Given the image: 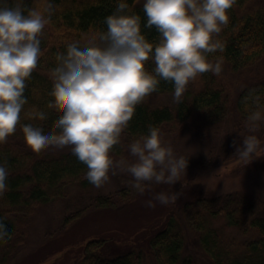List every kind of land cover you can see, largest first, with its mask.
Instances as JSON below:
<instances>
[{"label": "trees", "instance_id": "trees-1", "mask_svg": "<svg viewBox=\"0 0 264 264\" xmlns=\"http://www.w3.org/2000/svg\"><path fill=\"white\" fill-rule=\"evenodd\" d=\"M128 3L141 16L142 31L147 38L158 43L160 36L155 27H145L143 0L139 3L128 0ZM37 4L38 0H24L25 10ZM116 6L117 0H54L55 11L41 37L44 55L25 91L28 101L24 112L29 115L24 119H43L50 128L54 127L62 114L61 106L51 103L56 96L54 65L61 59L59 50L66 49L67 41L74 36L106 29L104 18ZM229 14L230 22L218 37L224 44L223 50L208 54L213 62H222V72L219 75L206 72L190 82L179 103L173 97L174 85L161 80L158 91L137 106L122 142L114 146L113 153L128 156L129 143L146 134L149 125L157 126L176 148L187 133L211 140L210 148L214 149L217 139L221 144L224 140L242 143L243 135L249 132L246 117L256 108L252 98L259 97L264 105V0H237ZM155 66L153 60L145 65L149 71H154ZM234 74L239 78L232 79L230 76ZM45 105L50 108L49 115H30L33 106ZM226 126L232 130H226L225 135L231 134L223 139L220 133ZM256 134L264 140V126ZM235 152V146H225L223 153L216 156L219 165L228 167L224 172L226 177L230 167H245L244 163L230 166L239 161ZM205 163L209 165L213 161ZM249 165L254 170L241 175L264 176V157L254 159ZM86 171L87 165L71 149L42 150L27 138L23 126H18L8 141L0 145V179L8 181V189L0 197V211L8 215L11 226V238L0 239V264H7L17 255L28 240L35 216L47 204L67 199L72 207L64 223L67 225L87 208H119L136 193L128 183H121L108 193L96 192V186L86 178ZM251 191L254 194L235 190L162 204V210H166L161 220L143 233L145 251L114 246L108 256L101 251L105 241L101 238L81 249L76 263L149 264L152 258L155 264H200L193 255L185 253L187 235L191 234L210 264H264V186L255 183ZM176 203L179 208L174 212ZM251 232L258 236L243 242L242 237Z\"/></svg>", "mask_w": 264, "mask_h": 264}, {"label": "clouds", "instance_id": "clouds-1", "mask_svg": "<svg viewBox=\"0 0 264 264\" xmlns=\"http://www.w3.org/2000/svg\"><path fill=\"white\" fill-rule=\"evenodd\" d=\"M236 3L143 0L145 27L158 31L156 43L142 31V18L128 0H117L115 10L104 18L106 29L74 36L66 49L59 50L61 59L54 65L56 96L51 103L59 104L62 114L50 128L46 120L24 119L29 115L24 106L28 81L44 55L41 37L55 11L54 0H38L36 7L27 10L24 0H0V145L23 126L27 138L42 150L70 147L87 165L86 178L98 188L117 169L131 174L132 187L140 193L153 182L174 185L181 181L189 156L178 155L157 126L149 125L146 134L129 143L134 162L117 160L114 146L122 142L137 106L158 91L161 80L174 85L173 97L179 103L190 82L206 72H222V62H213L208 54L223 50L218 37ZM149 60L156 64L154 71L145 67ZM252 99L256 108L246 117L249 134L242 143L233 141L235 156L245 165L264 152V140L256 134L264 126V105L259 97ZM41 114L49 115L50 108L32 107L30 115ZM7 189L8 181L0 179V197ZM177 196L161 191L146 205L168 204ZM10 233L9 217L0 211V239H10Z\"/></svg>", "mask_w": 264, "mask_h": 264}, {"label": "rangeland", "instance_id": "rangeland-1", "mask_svg": "<svg viewBox=\"0 0 264 264\" xmlns=\"http://www.w3.org/2000/svg\"><path fill=\"white\" fill-rule=\"evenodd\" d=\"M230 77L238 79L239 75L234 74ZM228 129L231 131L232 127L226 126L221 131L220 136L223 139L231 134L225 135L224 132ZM248 134L246 133L243 136ZM166 141L171 143L168 140ZM212 144L211 140L199 139L194 134L187 133L184 135L177 148L173 144L172 146L178 155L179 151L186 156L192 154V156H189L186 176H182L181 181H177L174 185L153 182L151 187L146 189L144 193L136 190L133 197L119 208H87L83 215L65 225L66 217L72 211V207L67 204V199H58L47 204L35 216L27 242L7 264H77L76 258L80 255L81 249L91 241L101 238L105 239L101 251L108 256L112 254L111 249L114 246L122 250L128 248L129 250L144 249L145 251L147 247L146 242L143 240L145 229L148 226L156 225L166 210V208L162 210V204L159 201L155 202V207L146 205V201L154 199L156 193L161 191L176 192L180 203L191 200L193 197L221 194L235 190L252 194L251 186L255 183L259 182L260 186H264V176L261 174L241 175L246 171L254 170V166L249 164H244L245 167L243 168L230 167V173L226 177L224 172L228 167L219 165L216 162V156L223 153L225 146L232 145L234 147L233 141L229 143L224 140V144H221L220 140L217 139L215 149L210 148ZM69 149L71 148L68 146L62 149L50 146L44 150L59 152ZM112 154L117 160L135 161V157L131 154L128 156ZM263 157L264 152L258 158L262 159ZM209 160L213 163L207 165L205 161ZM242 164L241 161H237L230 166ZM132 181L133 178L130 173L117 169L116 174L111 176L110 181L99 188L96 187V192H111L119 188L121 183H128L132 187ZM178 208L179 204L176 203L174 212H177ZM254 236H258V234L251 232L250 235L242 237V240L243 242L250 239L254 240ZM185 253L193 255L197 263L210 264L207 255L198 247L194 235H187ZM148 263L155 264L152 258H149Z\"/></svg>", "mask_w": 264, "mask_h": 264}]
</instances>
